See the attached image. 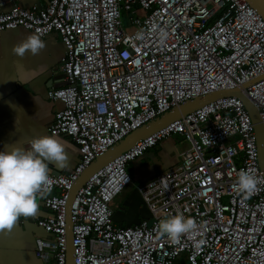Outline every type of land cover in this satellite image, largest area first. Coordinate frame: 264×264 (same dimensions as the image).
<instances>
[{
    "label": "built area",
    "instance_id": "2783aa9c",
    "mask_svg": "<svg viewBox=\"0 0 264 264\" xmlns=\"http://www.w3.org/2000/svg\"><path fill=\"white\" fill-rule=\"evenodd\" d=\"M8 2L0 34L20 27L41 37L57 32L65 45L64 84L48 91L62 104L49 132L71 137L81 154L73 171L49 173L50 191L41 192L47 214L37 224L51 237L38 238L36 254L45 262L67 264L66 205L74 182L134 130L188 100L235 88L264 123V77L258 79L264 18L246 0H49L41 8L0 0V6ZM175 135L187 143L180 162L137 186L152 217L117 225L111 204L133 183L129 163ZM241 169L257 179L248 197L236 182ZM177 211L193 219V229L175 241L158 236L159 221ZM71 216L75 264L179 258L264 264V173L242 99L218 98L138 141L86 181Z\"/></svg>",
    "mask_w": 264,
    "mask_h": 264
},
{
    "label": "crops",
    "instance_id": "0c3cea01",
    "mask_svg": "<svg viewBox=\"0 0 264 264\" xmlns=\"http://www.w3.org/2000/svg\"><path fill=\"white\" fill-rule=\"evenodd\" d=\"M48 1L18 0V3L27 8H41L46 6ZM10 7L8 2L0 6V12L7 11ZM31 33L34 32L20 27L5 30L0 34V148L5 144L28 148L32 138L51 134L49 127L62 107L60 102L49 98L48 91L64 84L59 67L65 53V45L59 34L52 32L44 37L40 36L46 45L40 53H26L22 58L15 56L12 46ZM57 136L69 146L68 159L63 167L54 162L49 163V172H71L81 158L79 146L69 136ZM186 147L187 143L180 136H172L151 148L152 155H148V149L143 156L129 163L128 171L133 183L111 204L113 219L117 225L131 226L152 217L137 186L177 165L180 162V153ZM36 199L38 209L35 216H22L10 232H0V264H54L43 261L36 254L38 238L51 237L37 224V219L47 214L42 193L38 194ZM185 263V258L176 261V264Z\"/></svg>",
    "mask_w": 264,
    "mask_h": 264
},
{
    "label": "clouds",
    "instance_id": "9594fccd",
    "mask_svg": "<svg viewBox=\"0 0 264 264\" xmlns=\"http://www.w3.org/2000/svg\"><path fill=\"white\" fill-rule=\"evenodd\" d=\"M166 33L161 35L164 38ZM142 33H137V39ZM45 41L36 33L25 36L12 46V52L17 57L26 53L36 55L45 48ZM10 103V102H9ZM14 107L15 105H11ZM28 148L15 144H5L0 148V232L7 234L16 225L20 217L35 216L38 209L37 195L50 191L49 163L65 166L68 159L65 141L55 133L34 137ZM239 191L246 197L257 190V179L247 170L241 169L237 176ZM161 184L166 189L167 184L161 177ZM194 222L180 211L158 223V236H167L177 240L181 234L193 229Z\"/></svg>",
    "mask_w": 264,
    "mask_h": 264
},
{
    "label": "water",
    "instance_id": "95a60500",
    "mask_svg": "<svg viewBox=\"0 0 264 264\" xmlns=\"http://www.w3.org/2000/svg\"><path fill=\"white\" fill-rule=\"evenodd\" d=\"M249 4L254 7L258 13L264 18V0H246ZM264 76L258 78L262 79ZM247 83L245 87L250 86L252 83L257 81ZM227 96H237L242 99L246 109L251 115L252 122L255 128L257 144L259 148V164L260 168L264 173V123L261 119L259 111L252 104V102L242 93L240 88L221 90L213 92L211 94L196 97L182 103L180 106L174 108L173 110L166 112L165 114L157 117L156 119L150 121L144 126L134 130L125 138H123L118 144L113 145L104 154L97 157L96 160L79 176V178L74 182L72 189L69 192L67 205H66V221H67V264H75L74 246H73V230H72V216L71 208L73 202L76 198L78 191L84 186L86 181L104 165L109 163L111 160L115 159L123 152L134 146L138 141L144 139L145 137L151 135L152 133L162 129L169 123L182 118L183 116L191 113L195 109L202 105H205L211 101H214L221 97ZM51 173V172H49Z\"/></svg>",
    "mask_w": 264,
    "mask_h": 264
},
{
    "label": "rangeland",
    "instance_id": "374dc122",
    "mask_svg": "<svg viewBox=\"0 0 264 264\" xmlns=\"http://www.w3.org/2000/svg\"><path fill=\"white\" fill-rule=\"evenodd\" d=\"M124 21L127 22L126 20V15L124 14ZM175 137H178L177 135H175ZM183 148V146H181ZM152 152V151H151ZM150 152V149L148 151V155H152V153Z\"/></svg>",
    "mask_w": 264,
    "mask_h": 264
}]
</instances>
